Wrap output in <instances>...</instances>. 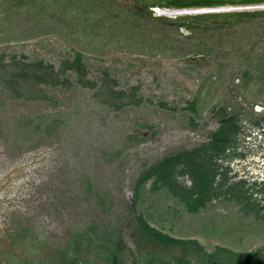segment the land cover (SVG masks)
<instances>
[{
  "label": "trees",
  "instance_id": "trees-1",
  "mask_svg": "<svg viewBox=\"0 0 264 264\" xmlns=\"http://www.w3.org/2000/svg\"><path fill=\"white\" fill-rule=\"evenodd\" d=\"M135 1L142 11L123 7L116 0H0L5 14H23L29 24L27 30L58 28L74 45L72 55L63 58L58 67L42 59L24 61L16 60L15 56L5 62L0 51V81L6 94L52 101L41 86L68 88L79 84L96 88L101 103L110 108L139 105L142 98L137 94L138 85L129 91L117 89V80L107 68L101 70L99 81L87 76L84 52L117 48L150 56L178 55L186 57L188 63L199 57L216 60L215 72L205 75L184 107L194 116H200L207 99L214 97L212 83L223 75L229 91L240 87L244 98L264 97V53L256 54L245 48L252 41L264 40V9L174 18L153 17L148 10L154 6H214L264 0ZM182 28L189 33H182ZM10 64L12 69L7 68ZM236 78L239 84L234 81ZM228 105L225 101L211 105L217 127L209 131L205 141L164 155L137 174L124 223L90 221L72 230L54 249L38 240L30 229L21 228L11 239L27 241L30 253L17 260L9 258L7 264H264V242L252 249L240 246L246 233L264 226V181L247 184L244 178L233 180L228 165L220 162L234 155L242 156L236 152L242 130L239 110H230ZM55 124L54 119L38 122L35 130L44 138L52 134ZM131 137L142 139L136 134ZM181 176H186L189 184L179 180ZM214 200L230 202L235 206L234 214L225 218L213 211L215 217L200 218L199 213ZM216 215L219 222L213 224ZM183 216L199 228L196 233L209 232L228 241L207 249L197 237L182 231ZM31 239H37V245Z\"/></svg>",
  "mask_w": 264,
  "mask_h": 264
},
{
  "label": "rangeland",
  "instance_id": "rangeland-1",
  "mask_svg": "<svg viewBox=\"0 0 264 264\" xmlns=\"http://www.w3.org/2000/svg\"><path fill=\"white\" fill-rule=\"evenodd\" d=\"M116 1L123 7H139L135 0ZM148 10L153 17L174 18L247 9L239 6L176 14L162 12L158 6ZM28 26L23 14H5L0 8V51L5 62L15 56L16 60L24 61L42 59L58 67L63 58L72 55L74 45L58 28L29 31ZM180 31L189 33L183 28ZM249 47L253 53H264V40L252 41L245 46L247 50ZM84 62L91 80L99 81L101 70L107 68L117 80V89L129 91L138 85L137 94L142 102L113 109L101 103L96 88L79 84L68 88L41 86L52 101L13 98L6 94L0 81L1 264H7L9 258L17 260L29 255L27 241L11 239L21 228L30 229L38 240L54 249L72 230L90 221L124 223L137 174L164 155L205 141L209 131L217 127L210 110L215 102L225 101L230 110H239L242 126L236 145V152L242 156L234 155L220 162L228 165L233 180L244 178L247 184L264 181V97L244 98L240 87L229 91L223 75L214 79L211 88L215 89V95L207 99L200 116L184 108L205 75L215 72L216 60L199 57L191 59V64L178 55L150 56L111 48L105 52L99 49L84 52ZM7 68L12 69L11 64ZM234 81L240 83L237 78ZM49 119L56 121L55 130L42 138L35 124ZM133 134L142 139H133ZM178 179L189 184L186 176ZM213 211L227 218L234 214L235 206L214 200L199 216L215 217ZM216 219L213 224L219 222L217 215ZM185 220L183 216L182 231L197 237L207 249L228 241L209 232L196 233L199 228ZM37 239L31 242L37 245ZM125 239L130 241L127 235ZM263 242L264 226L246 233L240 246L252 249Z\"/></svg>",
  "mask_w": 264,
  "mask_h": 264
},
{
  "label": "bare ground",
  "instance_id": "bare-ground-1",
  "mask_svg": "<svg viewBox=\"0 0 264 264\" xmlns=\"http://www.w3.org/2000/svg\"><path fill=\"white\" fill-rule=\"evenodd\" d=\"M257 4H264V2H250V3H226L221 5H214V6H190V7H168V6H158L162 12L168 14H176L180 11H189V12H197V11H217V10H224V9H232L238 8L239 6L243 5H257Z\"/></svg>",
  "mask_w": 264,
  "mask_h": 264
},
{
  "label": "built area",
  "instance_id": "built-area-1",
  "mask_svg": "<svg viewBox=\"0 0 264 264\" xmlns=\"http://www.w3.org/2000/svg\"><path fill=\"white\" fill-rule=\"evenodd\" d=\"M241 7H244V9H247V10H252V9H256V8H260V9H264V4H257V5H243Z\"/></svg>",
  "mask_w": 264,
  "mask_h": 264
},
{
  "label": "flooded vegetation",
  "instance_id": "flooded-vegetation-1",
  "mask_svg": "<svg viewBox=\"0 0 264 264\" xmlns=\"http://www.w3.org/2000/svg\"><path fill=\"white\" fill-rule=\"evenodd\" d=\"M133 8L142 11L143 9L139 6L138 8H136L134 5L132 6ZM249 51H252L253 49L251 47L248 48Z\"/></svg>",
  "mask_w": 264,
  "mask_h": 264
},
{
  "label": "water",
  "instance_id": "water-1",
  "mask_svg": "<svg viewBox=\"0 0 264 264\" xmlns=\"http://www.w3.org/2000/svg\"><path fill=\"white\" fill-rule=\"evenodd\" d=\"M135 6V5H134ZM136 8H138L137 6H135Z\"/></svg>",
  "mask_w": 264,
  "mask_h": 264
},
{
  "label": "clouds",
  "instance_id": "clouds-1",
  "mask_svg": "<svg viewBox=\"0 0 264 264\" xmlns=\"http://www.w3.org/2000/svg\"><path fill=\"white\" fill-rule=\"evenodd\" d=\"M153 9H154V7H153Z\"/></svg>",
  "mask_w": 264,
  "mask_h": 264
}]
</instances>
